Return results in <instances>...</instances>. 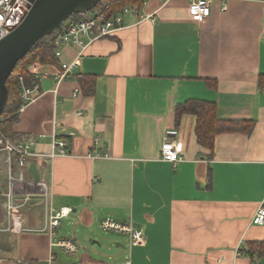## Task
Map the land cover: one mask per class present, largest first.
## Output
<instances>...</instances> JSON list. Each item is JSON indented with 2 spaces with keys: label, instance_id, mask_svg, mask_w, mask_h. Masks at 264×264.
Segmentation results:
<instances>
[{
  "label": "crops",
  "instance_id": "1",
  "mask_svg": "<svg viewBox=\"0 0 264 264\" xmlns=\"http://www.w3.org/2000/svg\"><path fill=\"white\" fill-rule=\"evenodd\" d=\"M210 4L196 22L187 0H144L123 28L83 50L68 78L56 74L76 59L75 46L57 44L55 63L28 67L38 87L11 126L16 142L47 154L54 134L67 154L28 157L24 168L14 157L8 171L0 152V232L18 237L17 264L56 254L47 219L61 207L88 226L111 218L140 229V244L124 233L131 264H264V252L251 255L264 243V221L252 222L264 205V0ZM192 100L212 103L219 120L251 122L250 131L199 145L196 115L175 113ZM165 138L182 147L175 164L161 157ZM20 175L25 187L13 191ZM8 193L29 196L17 234L5 230ZM79 262L103 264L86 254Z\"/></svg>",
  "mask_w": 264,
  "mask_h": 264
},
{
  "label": "built area",
  "instance_id": "2",
  "mask_svg": "<svg viewBox=\"0 0 264 264\" xmlns=\"http://www.w3.org/2000/svg\"><path fill=\"white\" fill-rule=\"evenodd\" d=\"M188 12L191 18L196 22H202L208 18L211 14L210 0H187ZM30 3L26 0H0V39L14 29L28 12ZM224 8V7H223ZM132 11L131 7H125L120 14L107 18L102 11H93L80 13V18L67 24L63 27L62 33L58 38L61 46H75L78 48L76 59L69 63H62L60 70L57 71L56 79L58 82L68 78L76 68L77 58L91 43L102 37L110 35L112 32L123 28L122 16ZM60 54V49L55 50V55ZM35 78L38 79L37 71L35 69L30 70ZM20 82V101L21 105L18 112H22L25 106L30 103L36 90L37 83L32 85H26L23 83L21 76H18ZM40 138L44 137V134L39 135ZM33 141H12L8 136L0 133V150L5 154V160L7 164L13 161L16 157L17 163L21 168H24L27 163L28 157L33 156H48L53 158L54 156L66 155L65 142L55 138L53 134V140L51 142V150L47 154L34 152L31 150ZM182 147L180 143L171 141L169 138H165L161 146V157L163 160L172 162L175 164L181 160ZM12 177L10 178V180ZM13 191L18 185V192L24 189V184L20 175V180L17 182L13 180L10 182ZM14 194V193H13ZM16 197V196H15ZM14 195L8 193L5 200V212H6V227L5 230L11 234H17L22 230V217L20 208L25 204L29 196L23 197L19 202L15 201ZM71 212V208L61 207L59 209H51L48 215V229L50 234V247L58 248L66 254L73 255L78 251L77 244L66 238H60L57 236L56 230L60 225V220L67 216ZM264 221V205L258 207L255 215L252 218V222L255 224H262ZM100 228L103 230H114L121 233L128 234L131 244H140L143 242V232L138 228H133L130 225H122L115 222L111 218L103 219L100 224ZM23 264H83L81 262L65 263L57 260V255L50 251L47 258L41 262L29 261ZM114 264H131L129 256H127L122 262Z\"/></svg>",
  "mask_w": 264,
  "mask_h": 264
},
{
  "label": "trees",
  "instance_id": "3",
  "mask_svg": "<svg viewBox=\"0 0 264 264\" xmlns=\"http://www.w3.org/2000/svg\"><path fill=\"white\" fill-rule=\"evenodd\" d=\"M144 0H100L98 4L89 12L102 11L107 18L120 14L125 7H140ZM80 18L79 13L71 14L68 19L53 33L42 37L29 51L20 59L13 68V71L6 80L8 90V99L3 111L0 114V133L8 136L11 140L16 141L15 135L11 130L12 124L17 119L18 109L21 105L20 82L18 76H21L23 83L32 85L35 81L34 76L29 72L28 67L32 64H50L55 63V50L59 49L58 38L62 33L63 27ZM60 45V44H59ZM191 112L196 115V139L199 145L212 148L213 137L221 132H248L251 128V122L246 123V127H241L243 122L239 121H222L216 117L215 106L212 103L202 101H187L176 107V117L184 112ZM16 158V157H15ZM264 252V243L257 244L253 247L252 256Z\"/></svg>",
  "mask_w": 264,
  "mask_h": 264
},
{
  "label": "water",
  "instance_id": "4",
  "mask_svg": "<svg viewBox=\"0 0 264 264\" xmlns=\"http://www.w3.org/2000/svg\"><path fill=\"white\" fill-rule=\"evenodd\" d=\"M30 3L28 12L20 23L0 39V114L7 99L6 80L16 63L44 36L53 33L73 13H85L100 0H26ZM28 171L34 181L39 176L35 163Z\"/></svg>",
  "mask_w": 264,
  "mask_h": 264
},
{
  "label": "rangeland",
  "instance_id": "5",
  "mask_svg": "<svg viewBox=\"0 0 264 264\" xmlns=\"http://www.w3.org/2000/svg\"><path fill=\"white\" fill-rule=\"evenodd\" d=\"M0 152L2 151L0 150ZM12 163V160L9 164L6 162L8 171H10ZM13 180L14 178L12 177L11 181ZM25 219L27 222L31 218L26 214ZM58 232L59 236L75 240L78 246V251L73 255L54 248L58 261L76 263L79 262L82 255L86 254L91 260L103 264H113L114 262H122L127 254H131L126 234L103 230L98 226L97 222L88 226L80 220L78 215L73 213L61 219V226ZM116 243H120V246H117ZM19 255L18 237L16 236L12 239L10 234L7 235V233L0 232V258L5 259L4 264H17ZM8 260L11 263H7Z\"/></svg>",
  "mask_w": 264,
  "mask_h": 264
}]
</instances>
